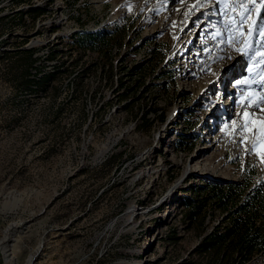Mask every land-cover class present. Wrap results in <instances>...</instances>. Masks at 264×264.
Here are the masks:
<instances>
[{"label":"rangeland","instance_id":"obj_1","mask_svg":"<svg viewBox=\"0 0 264 264\" xmlns=\"http://www.w3.org/2000/svg\"><path fill=\"white\" fill-rule=\"evenodd\" d=\"M237 2L0 0V51L64 62L55 97L0 64V264L204 263L201 235L264 183V6L229 30ZM78 30L108 44L74 47Z\"/></svg>","mask_w":264,"mask_h":264},{"label":"trees","instance_id":"obj_2","mask_svg":"<svg viewBox=\"0 0 264 264\" xmlns=\"http://www.w3.org/2000/svg\"><path fill=\"white\" fill-rule=\"evenodd\" d=\"M32 10V9H30ZM72 45L80 49H94L93 44H108L104 31L85 32L78 30L71 35ZM24 43L10 50L0 51V64H4L5 78L14 84V90L34 91L37 89L49 90L52 97L58 93L55 80L63 70L52 65L45 69L44 63L39 62L40 56L35 47H24ZM55 51L50 50L47 59H53ZM76 83L72 91H77ZM55 112V114H57ZM84 113V112H83ZM218 205L221 208H229L232 200V188L213 186ZM189 219L194 218L202 207L201 203L187 200ZM228 223L225 227L215 225L212 229L201 235L195 251L205 255L202 264H245L252 261L256 255L264 253V183L259 184L247 201L240 203L236 210L227 216ZM202 231V230H201ZM200 231V233H201Z\"/></svg>","mask_w":264,"mask_h":264},{"label":"snow or ice","instance_id":"obj_3","mask_svg":"<svg viewBox=\"0 0 264 264\" xmlns=\"http://www.w3.org/2000/svg\"><path fill=\"white\" fill-rule=\"evenodd\" d=\"M260 6H264V0H262ZM237 7L241 9V13L239 14V19L229 17V22L226 24V28L229 30L231 29L232 25H236L238 29L242 28L246 21L247 14L252 11V9L248 7L247 4L245 3V0H238L237 3H234L232 5L233 10ZM224 15H227V13L225 12ZM258 18L260 20H264V16H260L259 13H258ZM253 31H257L258 35L264 37V24H260L259 26H257L256 21H252V26L248 29V35L251 36ZM244 43L247 45V47L244 49H240L242 56L248 55L250 52L253 51V45L251 43H249L247 40H245ZM260 46L264 47V42H261ZM261 86L264 87V85Z\"/></svg>","mask_w":264,"mask_h":264},{"label":"bare ground","instance_id":"obj_4","mask_svg":"<svg viewBox=\"0 0 264 264\" xmlns=\"http://www.w3.org/2000/svg\"><path fill=\"white\" fill-rule=\"evenodd\" d=\"M190 170H192V169H189V171H188V168L186 169V172H191ZM178 182V181H177Z\"/></svg>","mask_w":264,"mask_h":264}]
</instances>
